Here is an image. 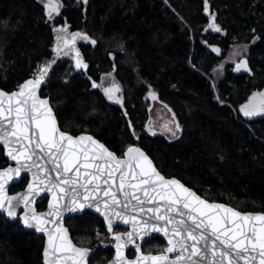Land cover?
<instances>
[{
    "label": "trees",
    "instance_id": "trees-1",
    "mask_svg": "<svg viewBox=\"0 0 264 264\" xmlns=\"http://www.w3.org/2000/svg\"><path fill=\"white\" fill-rule=\"evenodd\" d=\"M61 2L60 12L49 20L39 0H0V88L16 89L54 58V26L87 33L96 41L79 44L88 68L76 69L70 57H62L43 84L42 95L50 97L62 129L92 133L119 155L140 145L161 172L208 200L264 212V116L250 118L240 111L253 93L264 92V0H208L207 12L205 0ZM213 14L222 31L208 27ZM239 43L249 44L252 71L238 74L227 63L215 87V67ZM215 46L220 53L212 50ZM105 72L120 82L123 104L92 87ZM150 92L175 114L177 137L147 131ZM8 163L0 145V168ZM46 206L47 199L38 209ZM66 224L77 244L97 247L91 264L114 255L112 244L103 240L109 232L100 216L86 211ZM44 242L20 219L0 213V264H44ZM166 246L167 240L156 236L142 249L160 252ZM135 252L129 249L128 255Z\"/></svg>",
    "mask_w": 264,
    "mask_h": 264
},
{
    "label": "snow or ice",
    "instance_id": "snow-or-ice-1",
    "mask_svg": "<svg viewBox=\"0 0 264 264\" xmlns=\"http://www.w3.org/2000/svg\"><path fill=\"white\" fill-rule=\"evenodd\" d=\"M82 2L86 5L88 0ZM205 4L207 12L208 0ZM61 7V0H46L48 19L53 18V13L58 14ZM211 20L208 27L222 31L214 14ZM68 27L53 29L54 52L59 57L74 51L75 67L87 69L88 64L75 48L76 41L90 40L93 45L96 41L87 33H69ZM213 50L221 51L219 47ZM236 55H240L239 51ZM55 63L54 59L39 65L33 77L16 91L0 89V144L16 164L0 169V210L15 218L23 205V224L47 233L45 264H89L92 249L74 244L63 225L65 212L86 208L100 212L112 234L115 257L111 264H264V212H241L202 198L180 180L162 175L135 145L118 156L92 135L74 137L61 131L49 100L39 95ZM223 67L221 64L214 71ZM241 69L252 71L246 58L236 63L235 70ZM101 86L92 82L93 88ZM103 91L109 100L123 104V97L117 95L122 91L119 84L113 82ZM149 95L157 98L154 92ZM240 111L248 117L264 113V92L253 93ZM173 123L174 128L167 124L164 127L175 136L180 125ZM22 172L31 173L32 181L24 192L10 196L9 184ZM41 192L50 193L51 201L47 212L38 213L35 197ZM117 221L130 225L131 230L113 232ZM153 233H162L167 247L155 255L145 254L137 240L151 238ZM129 245H135V259L125 255Z\"/></svg>",
    "mask_w": 264,
    "mask_h": 264
},
{
    "label": "water",
    "instance_id": "water-1",
    "mask_svg": "<svg viewBox=\"0 0 264 264\" xmlns=\"http://www.w3.org/2000/svg\"><path fill=\"white\" fill-rule=\"evenodd\" d=\"M215 47H216V46H215ZM213 49H214V48H212V50H213ZM213 51H214V50H213ZM216 53H217V52H216ZM217 54H218V53H217ZM30 78H32V77H29V78H27L26 80H28V79H30ZM26 80H24L21 84H23ZM21 84H20V85H21ZM42 88H43V84L41 85V88H40V90H39V95L41 96V98H47V99L49 100V103H50V105H51V107H52V109H53V112H54V114H55V117H56V120H57V122H58V126H59L60 130H61V131H65V130H63L62 127L60 126V122H59V120H58V117H57V114H56V112H55V109H54V107L52 106V103H51V99H50V97H47V96H43V95H42ZM0 89L4 90L5 92L11 93V92H13V91L18 90V87H17L16 89L12 90V91H7V90H5V89H3V88H0ZM172 113H173V112H172ZM173 114H174V113H173ZM173 117H174L175 121H177V119H176V117H175V114L173 115ZM149 127H151L152 131H149ZM147 131H148L150 134H152V132H155V133L157 132V130H156L155 127H154L153 122L147 124ZM67 132H68V131H67ZM69 134H71V135L74 136V137H75V136H79V135H81V134L92 135V136L95 137L97 140H99L101 143H103L106 147H108L111 151H114V150H112L107 144H105L102 140H100L98 137H96V136L93 135L92 133H89V132H81V133L75 135V134L69 132ZM152 135H153V134H152ZM0 145L3 146V144H0ZM134 145L137 146V147H140V148H141V149H142V150H143V151L149 156V158L153 161V163H154V165L156 166V168L160 171V169H159L158 166L156 165L154 159L149 155V153H148V152H147L142 146L137 145V144H134ZM131 146H132V145H131ZM3 148H4V150H5V156H6V158L9 160V163H8L6 166L1 167L0 169L6 168V167H9V166H11V167H15V166H16L15 162L12 161V160L7 156V154H6V149H5L4 146H3ZM125 151H126V150H125ZM125 151H124V152H125ZM114 152H115L118 156H121V155H119L116 151H114ZM160 172H161V171H160ZM161 174L164 175L166 178H175V179L180 180L181 183H183L186 187L191 188V189H192L193 191H195L199 196H201L202 198H205V197H203L201 194H199L194 188H192L191 186L185 184V183H184L181 179H179L178 177H175V176H173V177H168V176H166L163 172H161ZM24 177H28V178H29V180H28L26 186H25L24 188L20 189V190H17V191H15V192H12V191H11V188L13 187V185H15V184L21 182V180H22ZM31 181H32L31 173H29V172H22V173H21V176H20L19 178H15L14 181L10 182V184H9V186H8V189H7L8 194H9L10 196H12V195H16L17 193L24 192V191L26 190V188H27L28 183H30ZM46 199H47V206H46L44 209L39 210V209H38V204L41 203V202H43V201L46 200ZM205 199H207V198H205ZM35 200H36V203H35L34 207H35L36 211H37L38 213L47 212L49 202L51 201V194H50V193H47V192H41L39 195H37V196L35 197ZM209 201H210V202L220 203V204H225V205H228V206H230V207H233V206H231L230 204H227V203H225V202H221V201H211V200H209ZM233 208H235V207H233ZM236 209H237V208H236ZM237 210H239V209H237ZM86 211H91V212H93L94 214L100 216V217L105 221L103 215H102L100 212H97V211L95 210V208H86V209L83 210V211L65 212V213H64L63 225H64V227H66V228L68 229L69 237L71 238V240L73 241V243L76 244L78 247H88V246H82V245H79V244H77V243L74 241V239L72 238V235H71L70 229H69L68 225L66 224V222H67V220H68L70 217H72V216H77V215H81V214H83V213L86 212ZM239 211H241V210H239ZM241 212H253V213H259V212H261V211H241ZM0 213H1V214H4V215H5L9 220H11V221H15V220H17V219H20V220H21V224L23 225V227H24L27 231L35 232V233H38V234L43 235V236L45 237V242H44V249H45V247L47 246V240H48L47 233H45V232H38V231H36L34 228L26 227V226L23 224V222H22V217H23V205H21V206L17 209V213H18V214H17V217H15V218H11V217H9V216L7 215V213H6L5 211H3V210H0ZM105 223H106V221H105ZM117 226H118V227L121 226V227L126 228L125 233L131 230L130 225H125V224H123V223L120 222V221H117V222L114 224L113 230H114V228L117 227ZM49 227H53V226L50 225ZM156 236L163 237V238H165V239L167 240V238L164 237L162 233H153V234L151 235V238L156 237ZM151 238H145V240H143V241L137 240V243H139L140 246H141V251H142V252H144L143 249H142V245H143L148 239H151ZM114 245H115V242L112 244V246H113V248H114V250H115ZM166 247H167V246H166ZM166 247H165V248H166ZM89 248H91V247H89ZM132 248L135 249V245H129V246L125 249V255H126L127 258L130 259V260H131V259H135L136 255H137V252H136V254H135L133 257H130V256L128 255V251H129V249H132ZM165 248H164V249H165ZM44 249H43V253H44ZM91 249H92V252L90 253V256H89V264H91V263H90V259H91V257L93 256V254L96 252L97 247H93V248H91ZM144 253H145V254H148L149 252H144ZM151 253H152L153 255H155V254H158L159 252H151ZM170 255H173V256H174L175 254H170ZM114 257H115V251H114V255H113V256H112L107 262H104V263H102V264H111V262L114 260ZM43 262H44V264H45L44 255H43Z\"/></svg>",
    "mask_w": 264,
    "mask_h": 264
},
{
    "label": "rangeland",
    "instance_id": "rangeland-1",
    "mask_svg": "<svg viewBox=\"0 0 264 264\" xmlns=\"http://www.w3.org/2000/svg\"><path fill=\"white\" fill-rule=\"evenodd\" d=\"M39 1L42 4H45L46 3V0H39ZM59 26H61V25L54 26V28H57ZM68 31H69V33H72V32H80V31H71L69 29H68ZM55 36H56V32H55ZM81 42L91 43V41L90 40H83V39H79V38L77 39L75 48H78L79 51H80V53H81V50H80L79 44ZM245 45L247 47H244ZM248 48H249V44H246V43L235 44V45H233L231 47V49H230V51L228 53L227 58L225 60L219 61L218 65L215 67V69H218V66L221 65V64H223L224 67H223L222 70L214 71V73H215V80H214L215 87L217 86V81L220 80L223 77V75H224V70H225L226 64L227 63L239 62L240 60L245 59L246 58V53L248 51ZM237 51H239L240 55H236V52ZM66 56H68V57H70L72 59L73 66L75 67V59H74L75 52L73 51L69 55H66ZM66 56L65 55H61V56L58 57L56 55V53H55L54 58L52 60L55 59V61H58V59H60L62 57H66ZM81 56H82V54H81ZM82 58H83V56H82ZM53 65L54 64H52L51 67ZM108 73H111L112 75L111 76L106 75ZM138 80H140V78H138ZM113 82H115V83H117V84L120 85V82L118 81L116 75L113 72H105V73H103L101 75V79H100V82H99V84L102 85L100 87V89L102 90V92L104 93V91H103V88L104 87H107V86L111 85ZM120 87H121V85H120ZM121 89H122V87H121ZM117 95H120V96L123 97V89H122V91L120 93H117ZM110 101L113 102V103H116L113 100H110ZM151 119L154 120V127L157 130L166 133L168 136H172V134L165 129L164 125L167 124L169 127H173V128L175 126H173V121L171 119V115H170L169 110L167 109V107L163 103L155 101V103L153 104V106L151 108ZM178 132H177V134H178ZM103 240L105 242H107V243L108 242H114V239L111 238L109 235H106Z\"/></svg>",
    "mask_w": 264,
    "mask_h": 264
},
{
    "label": "flooded vegetation",
    "instance_id": "flooded-vegetation-1",
    "mask_svg": "<svg viewBox=\"0 0 264 264\" xmlns=\"http://www.w3.org/2000/svg\"><path fill=\"white\" fill-rule=\"evenodd\" d=\"M236 63H238V62L233 63V64H234V65H233L234 71L237 72L238 74H241V73L243 74V73H245L246 70H244V69H241L240 71H236V70H235ZM247 72H248V71H247ZM255 93H260V92L257 91V92H255ZM156 96H157V95H156ZM149 97H150V108H152V106H153V104L155 103V101L160 102V100H159L158 98L153 99L150 95H149ZM252 97H253V94H252V95L250 96V98L245 102V104L248 103L249 100H250ZM259 100H260V97L257 96V97H256V101L258 102ZM165 106H166V105H165ZM166 107H167V109H168L169 112H170V115H171V119H172V121H175V119H174V117H173L172 110L170 109V107H168V106H166ZM261 116H264V113H258L257 115H255V116H251L250 118L261 117ZM247 117H248V116H247ZM151 122H153V124H154V120L151 119V111H150V116H149L148 120L145 122V127L147 128V124H148V123H151ZM173 126H175L174 123H173ZM155 129H156V128H155ZM156 130H157V129H156ZM157 132L162 133V134H165L166 136H168L166 133H164V132H162V131L157 130ZM178 134H179V132H178ZM178 134H176V136H168V137H170V138H175V137L178 136ZM125 231H126V228L121 227V226H119V227L117 226V227H115L114 230H113V232H120V233H125ZM109 236H110L111 238H113L111 233H109ZM114 242H115V241H114ZM114 242H108V243H109V244H113ZM132 249H133V248H132ZM135 250H136V249H135ZM162 251H163V250H162ZM135 254H136V252H135ZM132 257H133V256H132Z\"/></svg>",
    "mask_w": 264,
    "mask_h": 264
}]
</instances>
